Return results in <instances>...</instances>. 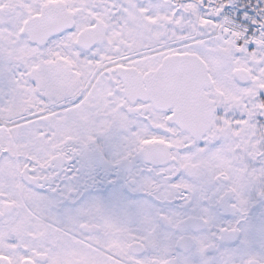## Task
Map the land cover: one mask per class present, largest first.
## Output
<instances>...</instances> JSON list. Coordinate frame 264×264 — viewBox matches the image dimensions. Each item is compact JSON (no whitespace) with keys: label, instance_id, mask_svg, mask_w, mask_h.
<instances>
[{"label":"snow or ice","instance_id":"obj_1","mask_svg":"<svg viewBox=\"0 0 264 264\" xmlns=\"http://www.w3.org/2000/svg\"><path fill=\"white\" fill-rule=\"evenodd\" d=\"M0 264H264V0H0Z\"/></svg>","mask_w":264,"mask_h":264},{"label":"flooded vegetation","instance_id":"obj_2","mask_svg":"<svg viewBox=\"0 0 264 264\" xmlns=\"http://www.w3.org/2000/svg\"><path fill=\"white\" fill-rule=\"evenodd\" d=\"M103 175V172L100 169H97L96 171V176H97V184L93 187L87 188L84 190L83 186L86 183H89L88 177L82 176L81 178V184H82V190L85 191V195H99L103 197H109L113 193L117 192L119 190V185L118 184H110L107 182H99V177ZM114 176L115 173H112ZM129 195H134V194H129Z\"/></svg>","mask_w":264,"mask_h":264}]
</instances>
